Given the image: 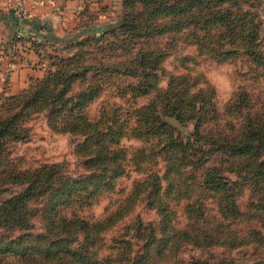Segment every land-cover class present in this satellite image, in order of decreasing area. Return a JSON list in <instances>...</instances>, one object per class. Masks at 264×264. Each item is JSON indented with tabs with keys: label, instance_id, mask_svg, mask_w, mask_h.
<instances>
[{
	"label": "trees",
	"instance_id": "1",
	"mask_svg": "<svg viewBox=\"0 0 264 264\" xmlns=\"http://www.w3.org/2000/svg\"><path fill=\"white\" fill-rule=\"evenodd\" d=\"M262 1L122 0L118 23L69 42L63 49L74 52L49 56L41 78L0 98V172L7 168L0 180L22 185L0 202V264H264ZM188 45L197 57L244 62L247 82L222 112L211 87L193 90L203 81L190 73L194 55L179 53ZM82 46L96 58H87ZM129 46L134 53L121 58ZM175 50L183 71L168 74L165 89H158L156 72ZM120 75L137 78L131 93L152 92L128 129L117 121L115 107L95 118L84 110L107 79ZM82 80L84 86L72 89ZM40 110L51 129L82 137L74 151L84 173L67 176L55 164L21 170L6 159L9 143L27 137L23 118ZM187 123L192 130L180 131ZM125 134L149 143L125 159L118 147ZM150 162H161L162 170L149 172L113 211L97 219L83 214L128 165L142 169ZM142 190L156 224L130 219L105 243L104 233L130 212ZM181 201L185 222L179 226L175 206ZM34 214L41 222L37 232ZM187 246L200 254L181 259ZM211 248L241 253L202 254Z\"/></svg>",
	"mask_w": 264,
	"mask_h": 264
},
{
	"label": "rangeland",
	"instance_id": "2",
	"mask_svg": "<svg viewBox=\"0 0 264 264\" xmlns=\"http://www.w3.org/2000/svg\"><path fill=\"white\" fill-rule=\"evenodd\" d=\"M113 4V0H111ZM118 3V4H117ZM116 11L111 14L112 24L118 23L122 16L125 8L122 5V0H116ZM258 39L262 42L264 48V41L258 36ZM182 47V46H181ZM75 47H69L60 52V57H66L67 55L74 52ZM86 57L95 56L90 52V47L82 46L81 50L85 51ZM131 52L126 54L124 57H131L134 50L129 46ZM121 53V52H120ZM179 53H191L197 59V61L189 66L190 73L192 75L198 74L200 77L199 81L203 83L197 84L194 87V91L198 87H203L208 85L212 88L214 97L213 103L218 112H222L223 108L232 100V95L236 90V87L242 84L244 81L247 82V77L244 75L246 67L244 62L240 61L239 58H231L229 60H218L211 58L209 56H199L197 57L194 52V47L188 45L179 49ZM85 54V53H84ZM83 54V55H84ZM82 55V56H83ZM59 57V58H60ZM59 60V59H58ZM57 60V62H58ZM109 62V59L105 57L103 63ZM244 65H242V64ZM161 72L157 71L156 88L165 89L168 74H176L182 72L183 69L177 58V51L171 52L166 56L160 64ZM137 81L136 77L128 76H111L105 82L103 90L100 92L99 96L94 99L91 103H88L84 108L86 114L89 117H96L101 111H109L112 108H117L116 115L117 121H120L127 129L135 124V110L140 106L144 105L147 100L151 97V93L147 95L139 96L130 92V85H134ZM85 80L75 82L72 85V89H77L79 86H84ZM22 125H24L28 134L23 141H15L9 143L8 153L6 155L7 160H11L12 164L17 166L19 169L33 170L42 165L55 164L60 166L61 171L67 176H76L80 173H84V168L82 167L81 160L82 157L75 153V145L81 140V136L69 134L68 132H60L50 128L47 122L46 113L43 110L30 113L25 118H23ZM172 124L173 121H171ZM192 130V124L187 123L184 127L180 128L182 132H188ZM145 143H149L143 138H135L131 135L125 134L119 140L118 147L123 151L124 158L129 159L131 154L140 148L146 146ZM3 170V166L0 167V171ZM5 171L7 168L4 169ZM160 172L162 170V163L150 162L142 169L133 168L128 165V168L123 175L115 180V183L110 191L101 192L94 195L92 202L87 206L83 214L86 216L97 219L104 216L106 213L113 211L116 206H118L125 195L131 192L135 185L139 184L143 178L152 171ZM4 171V172H5ZM4 172H0L4 173ZM233 179L232 174H227ZM6 177V175L4 176ZM5 180H0V202L6 199L9 195H12L16 191L20 190L21 184L9 183ZM143 187V185H142ZM146 190H142L133 200V205L131 206L130 212L117 221L112 229L104 233L105 243H108V239L114 234L121 225L130 221V219L138 218L140 222L144 225L146 223L156 224L158 216L155 213L154 208L150 205L147 206ZM245 193L238 198V202L244 201ZM182 201L175 206L176 221L179 226L184 224L185 217L181 211ZM242 204V203H241ZM34 205V204H31ZM31 221L33 223V232L41 230V222L38 215L31 216ZM221 252L233 257H237L240 253L231 251L228 253L226 250L221 248H211L208 251L202 253L204 256L210 257L209 254L213 256L219 255ZM226 252V253H225ZM200 252L196 249L185 247L179 254L180 258L185 260L190 255L196 256ZM235 254V255H234Z\"/></svg>",
	"mask_w": 264,
	"mask_h": 264
},
{
	"label": "crops",
	"instance_id": "3",
	"mask_svg": "<svg viewBox=\"0 0 264 264\" xmlns=\"http://www.w3.org/2000/svg\"><path fill=\"white\" fill-rule=\"evenodd\" d=\"M11 3L0 0V40L8 39L17 28ZM262 5L264 8V0ZM25 6L28 17L21 27V38L15 42V67L7 75L0 54V98L16 94L31 80L41 78L47 70V58L59 54L69 42L112 25L111 14L117 9L116 0L113 4L111 0H51L47 5L26 1ZM259 34L264 41V19Z\"/></svg>",
	"mask_w": 264,
	"mask_h": 264
},
{
	"label": "built area",
	"instance_id": "4",
	"mask_svg": "<svg viewBox=\"0 0 264 264\" xmlns=\"http://www.w3.org/2000/svg\"><path fill=\"white\" fill-rule=\"evenodd\" d=\"M28 1L31 4H50L51 0H12L10 4L11 13L14 17L17 28L13 34L8 39L0 40V54L2 57V66L4 74L7 75L15 67V58H16V45L15 42L21 38L20 30L24 25L25 20L28 17V12L25 6V2ZM259 18L264 19V8L263 5L259 10ZM3 82L6 83V78L3 79ZM6 85V84H5Z\"/></svg>",
	"mask_w": 264,
	"mask_h": 264
}]
</instances>
